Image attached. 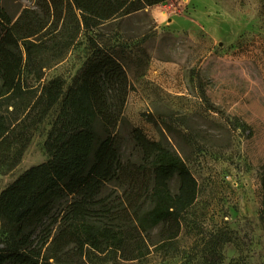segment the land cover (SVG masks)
I'll return each instance as SVG.
<instances>
[{"label": "trees", "instance_id": "trees-1", "mask_svg": "<svg viewBox=\"0 0 264 264\" xmlns=\"http://www.w3.org/2000/svg\"><path fill=\"white\" fill-rule=\"evenodd\" d=\"M168 1L38 0L10 14L0 0V104L11 107L0 112V168H16L31 129L54 114L46 161L0 192V264H87L91 252L134 262L179 238L198 185L169 143L127 121L131 38H112L123 20ZM81 35L87 57L69 87L57 76L27 97L25 74L40 80ZM260 184L264 229V170ZM233 242L230 231L210 235L205 264H221Z\"/></svg>", "mask_w": 264, "mask_h": 264}, {"label": "rangeland", "instance_id": "rangeland-1", "mask_svg": "<svg viewBox=\"0 0 264 264\" xmlns=\"http://www.w3.org/2000/svg\"><path fill=\"white\" fill-rule=\"evenodd\" d=\"M37 1L3 3L12 14ZM116 26L112 38H131L125 62L131 91L123 114L149 139L169 143L198 194L173 243L134 262L91 252L87 264H205L206 241L222 231L234 242L220 250L221 264H264V0H170ZM86 57L81 35L63 58L42 69L40 80L25 74L26 96L32 99L57 76L66 90ZM3 111L11 107L0 104ZM53 115L31 129L16 168H0V192L46 161L43 144Z\"/></svg>", "mask_w": 264, "mask_h": 264}]
</instances>
